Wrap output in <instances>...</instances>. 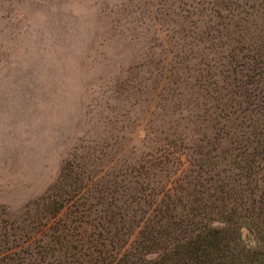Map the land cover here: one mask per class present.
<instances>
[{"label":"rangeland","instance_id":"obj_1","mask_svg":"<svg viewBox=\"0 0 264 264\" xmlns=\"http://www.w3.org/2000/svg\"><path fill=\"white\" fill-rule=\"evenodd\" d=\"M238 18L255 37L264 0H0V206L18 212L66 159L107 169L194 141L191 75L219 66Z\"/></svg>","mask_w":264,"mask_h":264},{"label":"trees","instance_id":"obj_2","mask_svg":"<svg viewBox=\"0 0 264 264\" xmlns=\"http://www.w3.org/2000/svg\"><path fill=\"white\" fill-rule=\"evenodd\" d=\"M237 20L219 66L191 75L206 130L107 169L64 160L18 212L0 206V264H264V23Z\"/></svg>","mask_w":264,"mask_h":264}]
</instances>
